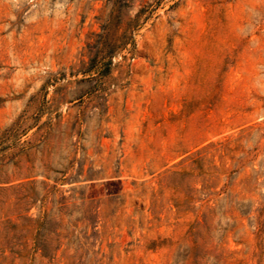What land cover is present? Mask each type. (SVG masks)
<instances>
[{
    "label": "rangeland",
    "instance_id": "obj_1",
    "mask_svg": "<svg viewBox=\"0 0 264 264\" xmlns=\"http://www.w3.org/2000/svg\"><path fill=\"white\" fill-rule=\"evenodd\" d=\"M0 264H264V0H0Z\"/></svg>",
    "mask_w": 264,
    "mask_h": 264
}]
</instances>
